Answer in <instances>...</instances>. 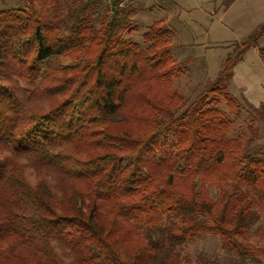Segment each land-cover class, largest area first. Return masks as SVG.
Returning a JSON list of instances; mask_svg holds the SVG:
<instances>
[{
  "label": "trees",
  "instance_id": "trees-1",
  "mask_svg": "<svg viewBox=\"0 0 264 264\" xmlns=\"http://www.w3.org/2000/svg\"><path fill=\"white\" fill-rule=\"evenodd\" d=\"M23 1L0 7V264H188L200 234L229 264H262L243 237L264 211V151L230 135L229 87L250 48L264 58V23L188 103L168 29L124 36L130 0Z\"/></svg>",
  "mask_w": 264,
  "mask_h": 264
},
{
  "label": "rangeland",
  "instance_id": "rangeland-1",
  "mask_svg": "<svg viewBox=\"0 0 264 264\" xmlns=\"http://www.w3.org/2000/svg\"><path fill=\"white\" fill-rule=\"evenodd\" d=\"M126 5L132 10L130 26L135 28L131 34L124 32L126 38L143 42L144 32L155 21L168 29L173 57L183 70L182 75L174 81V91L188 103L208 82L217 78L226 59L235 56L242 47L241 43L264 23V0H232L229 3L227 0H130ZM23 6V0H0L1 8ZM259 45H264V38L260 39ZM64 62L69 63L70 59L64 58ZM241 64H246L250 76L247 74L243 81L237 74V78L230 81V92L241 108L230 135L241 136L244 143L251 142L250 149L259 151V155L263 156L264 110L261 104H264V61L257 50L251 49ZM214 106L226 113L229 111L224 100ZM209 190L215 200L218 189L209 185ZM250 192L259 195L254 190ZM243 240L263 251L259 260L264 264V211ZM180 252L188 264L241 261L225 249L220 237L214 234H200L191 238ZM247 264L259 263L248 260Z\"/></svg>",
  "mask_w": 264,
  "mask_h": 264
},
{
  "label": "crops",
  "instance_id": "crops-1",
  "mask_svg": "<svg viewBox=\"0 0 264 264\" xmlns=\"http://www.w3.org/2000/svg\"><path fill=\"white\" fill-rule=\"evenodd\" d=\"M264 38V36L261 38V39H263ZM263 48H264V45L262 46ZM251 49H255V50H257L258 51V53H259V55H260V57L262 58V60L264 61V58L262 57V55L260 54V51H259V47H252V48H250L249 49V51L251 50ZM248 51V52H249ZM247 52V53H248ZM246 53V54H247ZM246 54H245V56H246ZM244 56V57H245ZM244 59V58H243ZM240 63H241V61L236 65V67H235V70H234V75H233V77L232 78H237L236 76H237V74L239 75L240 74V80L242 79L243 81H245L244 79H245V77H247V74L250 76V70L247 68V66H246V64H241L240 65ZM248 76V77H249ZM250 78V77H249ZM255 89L257 88L258 89V87H254ZM254 89V91H257V90H255ZM259 90V89H258ZM260 91V90H259Z\"/></svg>",
  "mask_w": 264,
  "mask_h": 264
},
{
  "label": "built area",
  "instance_id": "built-area-1",
  "mask_svg": "<svg viewBox=\"0 0 264 264\" xmlns=\"http://www.w3.org/2000/svg\"><path fill=\"white\" fill-rule=\"evenodd\" d=\"M105 1H109V0H105Z\"/></svg>",
  "mask_w": 264,
  "mask_h": 264
}]
</instances>
